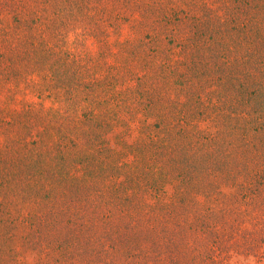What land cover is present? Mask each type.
I'll return each mask as SVG.
<instances>
[{"label": "rangeland", "instance_id": "1", "mask_svg": "<svg viewBox=\"0 0 264 264\" xmlns=\"http://www.w3.org/2000/svg\"><path fill=\"white\" fill-rule=\"evenodd\" d=\"M0 217V264H264V0H0Z\"/></svg>", "mask_w": 264, "mask_h": 264}, {"label": "trees", "instance_id": "2", "mask_svg": "<svg viewBox=\"0 0 264 264\" xmlns=\"http://www.w3.org/2000/svg\"><path fill=\"white\" fill-rule=\"evenodd\" d=\"M200 56H202L203 57V55H200ZM225 56V55H224ZM221 58V57H220ZM200 59V58H199ZM219 60V59H218ZM201 64V63H200ZM205 65H207L206 67H209V66H211L210 68H208V69H206L208 72L210 71V70H212V68H213V66H214V62L212 63V62H210V61H207V63L205 64ZM220 65H224V64H220ZM226 65V64H225ZM228 65V64H227ZM199 76H200V74H199ZM200 78H201V76H200ZM202 79V78H201ZM63 150H59V152H62ZM0 220H1V217H0ZM6 222V221H5ZM7 223V222H6Z\"/></svg>", "mask_w": 264, "mask_h": 264}]
</instances>
